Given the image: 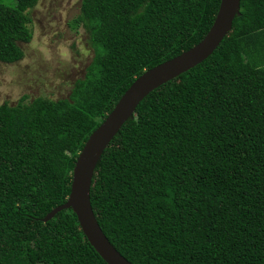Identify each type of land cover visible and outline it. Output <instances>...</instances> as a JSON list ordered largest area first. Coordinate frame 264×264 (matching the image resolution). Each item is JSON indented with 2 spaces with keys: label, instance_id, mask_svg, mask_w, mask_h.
Returning <instances> with one entry per match:
<instances>
[{
  "label": "trees",
  "instance_id": "16d2710c",
  "mask_svg": "<svg viewBox=\"0 0 264 264\" xmlns=\"http://www.w3.org/2000/svg\"><path fill=\"white\" fill-rule=\"evenodd\" d=\"M221 0H82L94 50L67 99L0 105V264H106L71 210L89 136L145 71L199 44ZM38 0H0V63ZM96 220L131 264H264V0H240L204 62L136 108L96 167Z\"/></svg>",
  "mask_w": 264,
  "mask_h": 264
},
{
  "label": "water",
  "instance_id": "95a60500",
  "mask_svg": "<svg viewBox=\"0 0 264 264\" xmlns=\"http://www.w3.org/2000/svg\"><path fill=\"white\" fill-rule=\"evenodd\" d=\"M239 13L240 0H221L213 25L199 44L145 71L134 81L114 109L87 139L72 172L67 200L52 210L43 219L44 223L62 211L71 210L87 242L106 264H131L106 238L92 209L90 191L96 167L123 125L133 119L138 105L160 86L207 60L232 31L233 21Z\"/></svg>",
  "mask_w": 264,
  "mask_h": 264
},
{
  "label": "rangeland",
  "instance_id": "374dc122",
  "mask_svg": "<svg viewBox=\"0 0 264 264\" xmlns=\"http://www.w3.org/2000/svg\"><path fill=\"white\" fill-rule=\"evenodd\" d=\"M81 2L38 0L29 11L32 39L21 44L22 60L0 63V105L14 107L22 98L26 104L36 98H68L94 56L89 35L73 24Z\"/></svg>",
  "mask_w": 264,
  "mask_h": 264
}]
</instances>
